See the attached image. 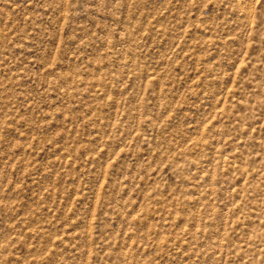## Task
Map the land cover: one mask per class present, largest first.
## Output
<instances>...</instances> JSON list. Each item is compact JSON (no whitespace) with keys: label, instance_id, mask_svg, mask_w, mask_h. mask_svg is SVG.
Masks as SVG:
<instances>
[{"label":"rangeland","instance_id":"374dc122","mask_svg":"<svg viewBox=\"0 0 264 264\" xmlns=\"http://www.w3.org/2000/svg\"><path fill=\"white\" fill-rule=\"evenodd\" d=\"M0 264H264V0H0Z\"/></svg>","mask_w":264,"mask_h":264}]
</instances>
